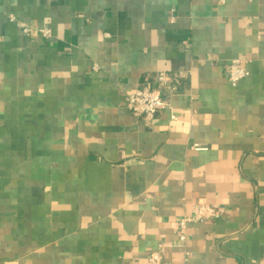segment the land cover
<instances>
[{
	"label": "crops",
	"instance_id": "crops-1",
	"mask_svg": "<svg viewBox=\"0 0 264 264\" xmlns=\"http://www.w3.org/2000/svg\"><path fill=\"white\" fill-rule=\"evenodd\" d=\"M235 58L250 75L233 85ZM161 71L183 74L169 107L135 117L125 96ZM196 203L225 211L182 245ZM159 248L162 264H264V0H0V264Z\"/></svg>",
	"mask_w": 264,
	"mask_h": 264
},
{
	"label": "built area",
	"instance_id": "built-area-1",
	"mask_svg": "<svg viewBox=\"0 0 264 264\" xmlns=\"http://www.w3.org/2000/svg\"><path fill=\"white\" fill-rule=\"evenodd\" d=\"M12 21H16L20 29L27 35L33 32H38L44 37L52 36V31L49 28H38L30 23L17 20L15 16L10 15ZM249 59L235 58L228 62L227 72L230 82L235 85L240 80L250 75L249 69L243 65L248 63ZM183 77L182 73H169L161 71L156 74L153 81L145 79L133 91L125 96L126 107L132 112L135 117L144 119L145 121H152L157 114L163 109L169 107L168 100L164 97V90H169L171 93L177 91L178 86ZM176 118L175 116H173ZM196 150L207 149V146L194 145ZM223 207H214L208 203L193 204L191 211L185 214L179 221V241L182 245L187 239V228L191 223L203 221H216L224 214ZM152 264H162L164 255L161 248L151 251L147 257Z\"/></svg>",
	"mask_w": 264,
	"mask_h": 264
}]
</instances>
